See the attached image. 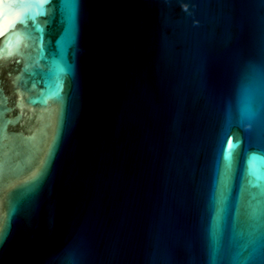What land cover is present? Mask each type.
<instances>
[{
	"label": "water",
	"instance_id": "95a60500",
	"mask_svg": "<svg viewBox=\"0 0 264 264\" xmlns=\"http://www.w3.org/2000/svg\"><path fill=\"white\" fill-rule=\"evenodd\" d=\"M0 264H264V0H0Z\"/></svg>",
	"mask_w": 264,
	"mask_h": 264
}]
</instances>
